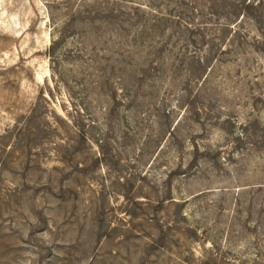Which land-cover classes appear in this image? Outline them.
Instances as JSON below:
<instances>
[{
    "label": "rangeland",
    "instance_id": "obj_1",
    "mask_svg": "<svg viewBox=\"0 0 264 264\" xmlns=\"http://www.w3.org/2000/svg\"><path fill=\"white\" fill-rule=\"evenodd\" d=\"M0 264H264V0H0Z\"/></svg>",
    "mask_w": 264,
    "mask_h": 264
}]
</instances>
